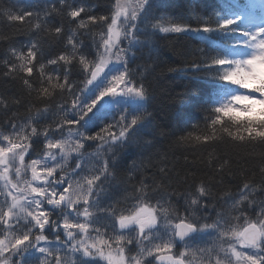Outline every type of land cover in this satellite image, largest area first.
I'll return each mask as SVG.
<instances>
[{"label":"snow or ice","instance_id":"1","mask_svg":"<svg viewBox=\"0 0 264 264\" xmlns=\"http://www.w3.org/2000/svg\"><path fill=\"white\" fill-rule=\"evenodd\" d=\"M98 6L0 9V80L18 82L0 91V264H264V0H185L196 25L163 0ZM158 34L196 39L184 71L211 85L179 94L206 96L175 117L183 175L143 128Z\"/></svg>","mask_w":264,"mask_h":264},{"label":"trees","instance_id":"2","mask_svg":"<svg viewBox=\"0 0 264 264\" xmlns=\"http://www.w3.org/2000/svg\"><path fill=\"white\" fill-rule=\"evenodd\" d=\"M13 2L14 0H0V9H7ZM45 2H48V0H45ZM52 2H55V0H52ZM91 2L99 5L96 8L97 14L109 11V0H91ZM163 2L167 4L166 12L173 17L167 22L192 25L201 22L190 14L189 10L185 7V0H163ZM211 2L212 0H208L209 4ZM0 30H9L7 22L2 17H0ZM20 39H24V37H20ZM155 41L156 47L160 50V57L155 61V66L149 68L145 77V83L151 89V95L146 101V107L151 116L143 125V128L146 131V135L155 137V146L167 153L168 162L174 164L175 168L183 175L186 169L181 156L182 149L174 144L175 136L183 131V127L177 124L175 117L178 111H183L192 121L200 120L203 115V106L193 108L192 104L195 100L206 99V96L190 99L188 103L181 106L179 94L182 89L187 88H194L201 93H206L211 85L201 81L200 77L203 75L202 73L184 71V68L189 66L192 60L196 59L192 54L194 48L198 46L196 39L187 34L179 36H163L158 34ZM219 44V41L214 42V46ZM138 57L139 59L135 62L136 64H147L149 62L146 54L138 53ZM17 89L18 82L0 80V91L14 93ZM160 130L165 131L166 135L160 136ZM132 156L133 153H128L124 157L123 163H127ZM255 163V161L249 160L247 164L234 165L233 167L234 169L240 166L253 168ZM199 174H205V170L199 169ZM238 184V175L234 178V182L231 183L225 177L224 185H218L214 189V195H223L221 189L235 194L238 191Z\"/></svg>","mask_w":264,"mask_h":264},{"label":"rangeland","instance_id":"3","mask_svg":"<svg viewBox=\"0 0 264 264\" xmlns=\"http://www.w3.org/2000/svg\"><path fill=\"white\" fill-rule=\"evenodd\" d=\"M245 2H247V0Z\"/></svg>","mask_w":264,"mask_h":264}]
</instances>
